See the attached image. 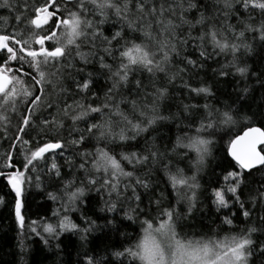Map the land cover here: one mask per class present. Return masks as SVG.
Listing matches in <instances>:
<instances>
[{
	"label": "snow or ice",
	"instance_id": "6c2138e0",
	"mask_svg": "<svg viewBox=\"0 0 264 264\" xmlns=\"http://www.w3.org/2000/svg\"><path fill=\"white\" fill-rule=\"evenodd\" d=\"M0 9V206L20 237L27 229L57 252L77 237L75 264H264V92L253 107L247 83L223 103L206 80L191 83L212 61L213 78L255 77L264 89V71L248 63L264 60V0ZM204 174L215 177L210 196ZM32 187L59 202L50 217L27 219ZM205 211L223 213L214 235L189 238L184 221ZM126 222L139 223L135 238Z\"/></svg>",
	"mask_w": 264,
	"mask_h": 264
},
{
	"label": "trees",
	"instance_id": "16d2710c",
	"mask_svg": "<svg viewBox=\"0 0 264 264\" xmlns=\"http://www.w3.org/2000/svg\"><path fill=\"white\" fill-rule=\"evenodd\" d=\"M8 15V11L6 9H0V16ZM221 62H224V57H217ZM211 67H217L212 61L208 62ZM248 63L252 65V68L256 72L264 71V60H261L259 56H253L248 59ZM211 67L206 68L204 71L200 72L198 77H194L191 81L193 86H196L199 80H206L208 83L212 84L214 89L217 90V98L218 100L223 102H230L231 99L235 98V87H242L245 83L252 89L250 93L249 103L253 104L255 107V103H258L260 100L261 93L264 92V89L260 88L259 83H257L255 77H251L247 81H239L238 77H228L226 80L220 78H213V74L211 71ZM264 78V77H262ZM187 79V77H186ZM100 83H103L104 78L102 76L99 77ZM219 80V83H217ZM231 93V96L228 94ZM251 97H255V102H253ZM213 104H217V100L210 101ZM219 106V105H217ZM15 124V120L13 121ZM83 127V125H81ZM171 129V131H169ZM14 130V129H13ZM162 132L171 139L174 140L175 135L178 130L175 124L169 123L166 124L162 129ZM11 132L9 135L11 136ZM167 142V140H165ZM222 145H218L217 148H221ZM8 149V142L0 139V154L5 152ZM116 151H120V148H116ZM124 150H132L131 144L126 146ZM223 152L218 153L219 156H222ZM22 160V157L17 153L16 154V162L19 166V162ZM215 164H213V167ZM219 172V169H217ZM215 177H211L209 174L202 175L201 184L205 189L208 190L207 194L210 196L211 194V185L210 180H214ZM161 188L164 187V184L161 182ZM51 190V189H50ZM6 191V189H5ZM30 193L35 196V201H33L27 219H37L38 214L40 216L47 215L51 216V210L58 207L59 202H52L47 200L43 194H38V190L35 187L29 189ZM31 199V197H30ZM203 200V197H201ZM36 202L46 203L47 212L43 209H37ZM204 204L206 206H210V200H204ZM228 210L225 209L224 212ZM223 213H208L207 211L201 213L197 212L194 218L184 221L186 227L184 228V233L188 235L189 238H207L209 236L214 235V230L216 226L219 224L218 216ZM155 215V213H153ZM243 218H241L242 220ZM130 224L129 227L123 228V231H127L132 238H135L140 232L139 223L131 224L130 222H126ZM238 230L240 227H243V224L240 221H237ZM220 235H224V232H221ZM23 239L25 250L23 253L20 251L19 241ZM114 239L105 240L104 243H114ZM127 243V242H125ZM99 244V242H97ZM63 251L57 252L55 247L51 250L44 247L42 243L39 242V238L35 237L31 233L25 230V234L23 237H20L18 234L17 227L14 223L13 217L11 216L9 209L5 206H0V264H75L77 260V251L79 250V241L77 237H71L70 241L65 240L62 245Z\"/></svg>",
	"mask_w": 264,
	"mask_h": 264
}]
</instances>
